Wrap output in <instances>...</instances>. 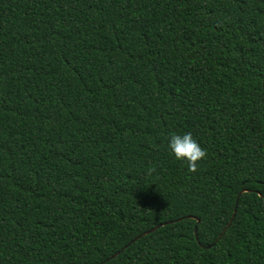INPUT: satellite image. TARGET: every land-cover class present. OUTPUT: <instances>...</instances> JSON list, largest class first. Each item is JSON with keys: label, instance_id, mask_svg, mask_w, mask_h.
Listing matches in <instances>:
<instances>
[{"label": "trees", "instance_id": "obj_1", "mask_svg": "<svg viewBox=\"0 0 264 264\" xmlns=\"http://www.w3.org/2000/svg\"><path fill=\"white\" fill-rule=\"evenodd\" d=\"M0 264H264V0H0Z\"/></svg>", "mask_w": 264, "mask_h": 264}, {"label": "clouds", "instance_id": "obj_2", "mask_svg": "<svg viewBox=\"0 0 264 264\" xmlns=\"http://www.w3.org/2000/svg\"><path fill=\"white\" fill-rule=\"evenodd\" d=\"M167 149L177 161L186 162L191 171L196 169L197 162L206 155L205 149L194 138L191 131L170 134Z\"/></svg>", "mask_w": 264, "mask_h": 264}, {"label": "water", "instance_id": "obj_3", "mask_svg": "<svg viewBox=\"0 0 264 264\" xmlns=\"http://www.w3.org/2000/svg\"><path fill=\"white\" fill-rule=\"evenodd\" d=\"M246 191H247V190H243V191L240 193V195H241L242 193L246 192ZM234 216H235V215H233V218L231 219L229 225L233 222ZM191 218H192V217H191ZM198 221H199V220H198ZM196 233H197V228H196ZM113 257H115V255H114Z\"/></svg>", "mask_w": 264, "mask_h": 264}]
</instances>
